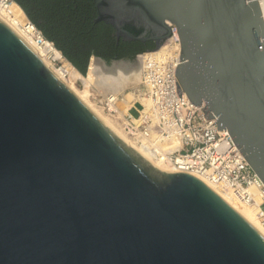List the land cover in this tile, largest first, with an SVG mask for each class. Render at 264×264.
Instances as JSON below:
<instances>
[{
    "label": "water",
    "instance_id": "1",
    "mask_svg": "<svg viewBox=\"0 0 264 264\" xmlns=\"http://www.w3.org/2000/svg\"><path fill=\"white\" fill-rule=\"evenodd\" d=\"M93 1L117 40L157 50L176 28L178 95L216 117L264 185L258 2ZM140 55L90 59L117 70ZM0 264H264V235L202 178L124 143L0 17Z\"/></svg>",
    "mask_w": 264,
    "mask_h": 264
},
{
    "label": "built area",
    "instance_id": "2",
    "mask_svg": "<svg viewBox=\"0 0 264 264\" xmlns=\"http://www.w3.org/2000/svg\"><path fill=\"white\" fill-rule=\"evenodd\" d=\"M5 1L9 3L13 0ZM256 1L261 11L264 0ZM261 16L264 22L262 11ZM169 28L170 35L160 48L141 52L140 79L134 89L147 105L135 100L128 107L120 119L123 130L153 159L170 160L171 171L190 172L209 184L232 189L245 203L256 204L264 224V185L249 168L228 132L217 129L216 117L205 118L203 104L196 106L182 91L179 95L177 93L174 70L179 58V38L176 28L171 24ZM144 55L149 58L142 60ZM102 98L104 110L117 115L116 101L104 95ZM137 104L139 109L135 107ZM133 109L137 112L136 116L131 114ZM250 183L261 190L259 202L246 192Z\"/></svg>",
    "mask_w": 264,
    "mask_h": 264
},
{
    "label": "bare ground",
    "instance_id": "3",
    "mask_svg": "<svg viewBox=\"0 0 264 264\" xmlns=\"http://www.w3.org/2000/svg\"><path fill=\"white\" fill-rule=\"evenodd\" d=\"M262 15L264 18V6H261ZM0 17L15 29L24 39V41L42 58L47 67L54 73L60 81L65 83L74 93L110 128L115 134L122 139L124 143L136 149L142 156L148 159L155 167L162 171H171L172 165L170 160L153 159L149 154L137 146L131 138L128 137L123 130V125L120 119L127 109L135 100H140L143 103L146 101L138 96L136 89L129 91L126 95H121L122 90L129 83L139 82V64L132 68H120L117 70L104 69L103 64L97 59L91 58L88 65L86 75L79 73L62 55L61 53L46 39H42L35 26L28 20L22 9L14 2L7 3L5 0H0ZM163 52V50H162ZM148 55H144L142 60L148 59ZM54 63H60L61 66L56 67ZM140 62V61H139ZM80 80L83 83L82 89H75L69 81ZM102 82L110 91L108 95L116 101L117 115L104 114L101 112V106L91 102L90 98L95 97L91 84ZM136 83V84H137ZM106 93V91H105ZM105 95V94H104ZM102 100V98L100 99ZM120 101V105H118ZM101 102V101H98ZM119 106L120 108H118ZM122 107V108H121ZM179 159V157H176ZM211 183V182H210ZM210 186L219 193L235 210H237L247 221H249L262 235H264V224L259 217L256 204L245 203L239 198L236 193L230 188L222 185L211 183ZM245 191V189H244ZM246 192L253 195L256 202H259L261 190L254 183L246 188Z\"/></svg>",
    "mask_w": 264,
    "mask_h": 264
},
{
    "label": "trees",
    "instance_id": "4",
    "mask_svg": "<svg viewBox=\"0 0 264 264\" xmlns=\"http://www.w3.org/2000/svg\"><path fill=\"white\" fill-rule=\"evenodd\" d=\"M28 20L52 42L61 55L82 75L91 56L109 64L112 60L132 61L138 53L150 51L153 44L115 40L113 29L93 22L94 10L83 0H13Z\"/></svg>",
    "mask_w": 264,
    "mask_h": 264
},
{
    "label": "rangeland",
    "instance_id": "5",
    "mask_svg": "<svg viewBox=\"0 0 264 264\" xmlns=\"http://www.w3.org/2000/svg\"><path fill=\"white\" fill-rule=\"evenodd\" d=\"M90 61V60H89ZM53 65L54 66H56V67H59V66H61V64L60 63H54L53 62ZM88 65H89V62H88ZM88 67V66H87ZM87 70H88V68H87ZM87 70H86V73H87ZM86 73H85V75H86ZM72 84L73 86H74V88L75 89H77V90H79V89H82L83 88V83L80 81V80H77V81H69V84ZM136 83H137V81L135 82V83H129V84H127L126 85V87L122 90V93H119V94H121V95H126L127 93H129V91L131 92V91H133V89H134V87H136ZM93 84L94 85H92L91 84V89H93V92L95 93V97H91L90 98V100H91V102H93L94 104H96V105H98V106H101V112H103L104 114H109L108 112H106L105 110H104V107H103V105L101 104V102H102V100H100L101 98H102V96L104 95V96H107L108 97V95L110 94V91L108 90V89H106L107 88V86L109 87V85H104L102 82L100 83V82H97L96 84L97 85H95V83L93 82ZM105 91H106V93H105ZM106 94H108V95H106ZM103 99V98H102ZM98 101H101V102H98ZM120 101H118V105H120ZM120 106H122V105H120ZM118 108H120L119 106H117ZM136 109H139V105L137 104L136 106ZM122 108V107H121ZM131 114L132 115H134V116H136L137 115V112H136V110L135 109H133V110H131ZM111 115V114H110ZM115 116V115H114Z\"/></svg>",
    "mask_w": 264,
    "mask_h": 264
},
{
    "label": "flooded vegetation",
    "instance_id": "6",
    "mask_svg": "<svg viewBox=\"0 0 264 264\" xmlns=\"http://www.w3.org/2000/svg\"><path fill=\"white\" fill-rule=\"evenodd\" d=\"M83 2H84V4L88 7V8H91V9H93L94 10V13H95V16H96V12H95V3H94V1L93 0H83ZM115 40L118 42L119 40H121L120 38L117 40L116 38H115ZM141 42V41H140ZM141 43H143V44H153V42L152 41H143V42H141ZM113 61V60H112ZM112 61H110V63L112 62ZM109 63V64H110Z\"/></svg>",
    "mask_w": 264,
    "mask_h": 264
}]
</instances>
